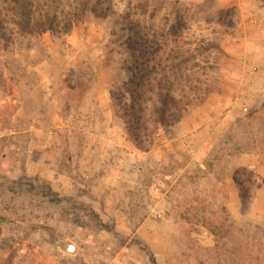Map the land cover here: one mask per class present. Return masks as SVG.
<instances>
[{"label": "rangeland", "instance_id": "rangeland-1", "mask_svg": "<svg viewBox=\"0 0 264 264\" xmlns=\"http://www.w3.org/2000/svg\"><path fill=\"white\" fill-rule=\"evenodd\" d=\"M95 2L67 34L0 38V264H264V43L241 33L264 0ZM142 39L209 87L194 153L176 124L131 140Z\"/></svg>", "mask_w": 264, "mask_h": 264}, {"label": "trees", "instance_id": "trees-1", "mask_svg": "<svg viewBox=\"0 0 264 264\" xmlns=\"http://www.w3.org/2000/svg\"><path fill=\"white\" fill-rule=\"evenodd\" d=\"M110 12L91 0H0V38L67 34L87 13L103 16ZM128 45L132 61L123 86L130 101L124 116L130 123L132 142L147 149L157 129L177 124L186 108L203 101L210 91L205 82L185 71L189 59L181 61L178 53L163 57L147 39L131 40ZM149 259L157 264L152 255Z\"/></svg>", "mask_w": 264, "mask_h": 264}, {"label": "crops", "instance_id": "crops-1", "mask_svg": "<svg viewBox=\"0 0 264 264\" xmlns=\"http://www.w3.org/2000/svg\"><path fill=\"white\" fill-rule=\"evenodd\" d=\"M263 6H261L260 8H258L257 10H254L252 13L249 14V22H248V26L246 27V25H244L243 29H242V34L245 32L250 33V35L252 37H254V39L256 41H254L256 43L255 46L257 45H261L264 39V2H262ZM244 31V32H243ZM250 48V47H249ZM256 56L258 57V64L256 65L257 67H261L262 65L264 66V51L260 50L259 52L255 53ZM208 104H210V100L209 102H207ZM208 104L206 106L203 107H207ZM200 110V108L198 109ZM209 116L202 114L200 115L197 112H191L189 113V115L184 116L176 125L177 127V135L172 139L173 141H180V142H186L189 144V148L187 151L194 153L195 151L198 150V146L194 143V140L197 136H199V134L204 135L200 132L202 131H198L196 130L197 127H206L207 125L210 123L211 119L208 118ZM205 130V129H203ZM159 136L162 138V135L159 134ZM165 141H167L165 139ZM164 143V141H163ZM167 146V145H165Z\"/></svg>", "mask_w": 264, "mask_h": 264}, {"label": "water", "instance_id": "water-1", "mask_svg": "<svg viewBox=\"0 0 264 264\" xmlns=\"http://www.w3.org/2000/svg\"><path fill=\"white\" fill-rule=\"evenodd\" d=\"M72 249V247L70 246V250Z\"/></svg>", "mask_w": 264, "mask_h": 264}]
</instances>
